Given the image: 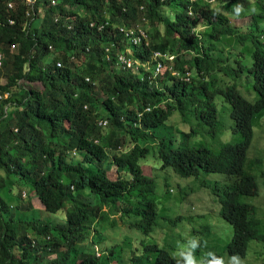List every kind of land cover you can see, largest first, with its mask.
I'll use <instances>...</instances> for the list:
<instances>
[{
  "label": "trees",
  "instance_id": "trees-1",
  "mask_svg": "<svg viewBox=\"0 0 264 264\" xmlns=\"http://www.w3.org/2000/svg\"><path fill=\"white\" fill-rule=\"evenodd\" d=\"M231 16L250 19L245 32ZM138 24L147 44L119 30ZM263 42L264 0H0V264H186L176 255L182 244L195 239L207 249L220 220L207 210L196 227L193 208H177L174 191L159 186V171L224 176L229 184L204 187L234 227L226 251L264 253V245L251 248L259 237L264 244V230L248 223L257 208L243 201L259 196V178L264 184V164L248 160L255 128L264 126ZM250 45L257 51L249 56ZM155 52L176 60L153 79L165 60ZM186 70L188 82L179 78ZM35 83L41 89L29 86ZM219 98L231 107L240 140L216 152L196 148L192 136L220 131ZM175 114V125L187 128L174 132L193 148L166 141ZM21 185L43 210H64V219L16 218L15 210H35L22 201ZM116 215L125 229L110 245L103 222Z\"/></svg>",
  "mask_w": 264,
  "mask_h": 264
},
{
  "label": "rangeland",
  "instance_id": "rangeland-1",
  "mask_svg": "<svg viewBox=\"0 0 264 264\" xmlns=\"http://www.w3.org/2000/svg\"><path fill=\"white\" fill-rule=\"evenodd\" d=\"M233 26H237L241 29L242 32H245L248 28V25H250V19L247 17L237 18L231 16L229 21ZM189 54L186 55V57ZM5 80H1V84H5ZM31 88L35 89H41V85L35 83L29 85ZM242 91L245 92L244 88L242 87ZM249 91H246V94ZM243 95V94H242ZM102 96V95H101ZM245 98H247L249 101H255L256 95L250 94V98L247 97V95H243ZM217 106L219 109L220 117L219 120L221 124L219 125L220 129V137L215 138L211 133L203 134L199 137H193L191 141L193 142V145L196 146V148H206L213 152L218 151L223 146L227 144H234L237 143L240 140V137L237 133L233 131V122L230 119L231 114V107L223 102L222 98H219L217 101ZM177 114H175L168 122L167 125H169V128L167 129V132H165V138L166 141L174 148H184V147H190L193 148L189 143L188 140L181 136L177 135L173 129H176L179 127L180 130H185L187 128L186 125H175L174 123V117H176ZM264 128V126H259L257 128V136H256V128L254 133V139L252 142V145L248 151V157L251 160V163H255L256 160L262 161L264 164V132H260V130ZM209 131V129H208ZM254 144V145H253ZM145 164V163H144ZM143 164V165H144ZM83 165L88 166V164L83 163ZM112 175L115 174V167H112ZM147 174H150L151 176L155 175L156 173L152 171L151 168L144 167V171ZM254 174H256V171H253ZM257 175V174H256ZM4 177V173L1 175ZM158 184L159 186H168L174 191V199L178 202L177 208H193V210L197 213H194V221L196 223V227H198L199 223L204 221L203 216L207 213V210H210L213 214L217 213L218 219L220 222L218 224H215L217 226L216 231L213 234L214 241L213 243L207 247V249L204 247L202 250H194L195 252L191 253L194 264H206L208 259L213 255H219L222 258H226V254L224 252L225 244L229 243V241L232 238V227L230 224L226 223L219 215V205L215 201V195L211 194L209 196V193L211 191L204 187L205 184H211L215 181H220L222 185L225 183L229 184L230 182L222 175L217 174H211L209 176H206L205 174H201L199 178H190V179H184L176 175H170L167 176L164 172L159 171L158 172ZM189 185V186H188ZM258 186L260 188L259 196L257 199L255 198H249V199H243V201L251 204H255L257 207V213L258 218L264 223V184H262V180L258 179ZM21 192L27 191V197H21L22 201L25 203H31V206L35 208V210L28 208L26 210H15L14 216L17 218H25L27 220H34L36 222H42V221H61L64 219V210H59L56 213H50L45 210H43V207L41 205V202L38 199V202H35V206L30 201L31 198H37L34 191H30V187H25L24 185L20 186ZM185 189V190H184ZM198 192L201 191L202 193H206L207 198H203V194L199 192L198 196L192 194V192ZM187 195V196H186ZM186 197V202H183V198ZM157 200V204H158ZM176 208V207H174ZM199 208H202L199 210ZM170 215L169 212L164 213V217L168 219V216ZM116 222L118 225L113 227H109L111 221ZM105 228V237L107 240V243L110 245H113L115 242L119 243L120 240L123 238L122 232H124L125 227L119 220V216L116 215L114 217H107L106 222L104 223ZM204 226V225H203ZM203 226L199 227V229H202ZM230 238V239H229ZM123 244V243H122ZM263 246V243H251V248H254L253 246ZM182 246H186V244H182ZM256 254L260 253L261 257L264 258V253L256 250ZM125 257L129 256V250L127 247H124L123 251ZM252 257V260H254V253L253 251L249 253ZM248 254V255H249ZM177 256L181 258H186V254L178 253ZM53 257V256H49ZM260 260L257 263L253 264H260ZM233 263H237V260H233Z\"/></svg>",
  "mask_w": 264,
  "mask_h": 264
},
{
  "label": "clouds",
  "instance_id": "clouds-1",
  "mask_svg": "<svg viewBox=\"0 0 264 264\" xmlns=\"http://www.w3.org/2000/svg\"><path fill=\"white\" fill-rule=\"evenodd\" d=\"M195 1V0H194ZM215 0H211V2H214ZM191 14V13H190ZM122 27H125V26H120V28H122ZM120 28H119V30H120ZM128 29H131V28H141L142 30H144L145 31V33H146V35H147V37L146 38H144L142 41H141V43L144 41L146 44L148 43V41H149V34H148V32H147V28L145 27L144 28V26L142 25V24H138V25H136L135 27L133 26V27H127ZM248 33V32H247ZM196 35L198 36V32L196 33ZM140 43V44H141ZM240 50H242V47L241 46H239L238 48H237V51H240ZM252 51H257V49L253 46V45H250L249 46V48L247 49V52H248V55L250 56V53L252 52ZM258 52H259V64H262L263 62H264V42H263V44H262V47L259 45L258 46ZM131 54V53H130ZM187 54H189L187 57H185V59H189L190 58V53H186L185 55H187ZM132 55V54H131ZM153 56H154V58H158V57H160V58H163V59H165L164 61H162L161 63H160V67L158 66V67H156L155 69H154V72H153V75H152V77L151 78H153V79H155V78H157L160 74H161V72H162V66H166L167 64H168V62H174L175 60H176V58H175V55H166V54H163L162 52H155L154 54H153ZM173 57V59H171ZM134 61V60H133ZM135 62H138V61H135ZM249 63L250 64H252L253 62H252V60L250 59V57H249ZM157 68H160V72H157ZM172 75H177V72L176 71H174V70H172L171 69V72H170ZM180 77H184V81L185 82H188L189 81V79H190V71H185L182 75H179V78ZM150 78V77H149ZM240 92H241V94H243V95H246V91L245 92H243L242 91V87L240 86ZM244 90H246V89H244ZM146 111H149V108H147L146 109ZM105 122L104 121H101L100 123H99V125H102V124H104ZM234 129V128H233ZM234 131V130H233ZM209 131H208V129H202L201 130V134H199V135H197V136H192V138L193 137H199V136H201V135H203V134H206V133H208ZM220 132L221 131H217L216 129H215V131L214 130H210V132L209 133H211L215 138H219L220 137ZM256 136H257V127H256ZM254 139V138H253ZM253 142V141H252ZM228 145V144H227ZM254 145V144H253ZM226 146V145H225ZM224 147V146H223ZM222 147V148H223ZM221 148V149H222ZM203 149H206V148H203ZM221 149H219V150H221ZM207 150H209V149H207ZM218 150V151H219ZM211 151V150H210ZM213 152V151H212ZM248 160H249V157H248ZM251 160H249V162H250ZM260 191V190H259ZM35 193V192H34ZM36 195V194H35ZM22 196L23 197H27V191L25 190V191H23L22 192ZM37 197V196H36ZM257 199V198H256ZM37 200H38V198H37ZM255 205V204H254ZM256 207V206H255ZM257 208V207H256ZM197 213V212H196ZM255 215H256V218H254L255 219V222H253V221H250V220H248V223H249V225L251 226V227H253V228H255V229H257L258 231L259 230H261V231H263L264 230V223L258 218V213H257V211H256V213H255ZM229 224V223H228ZM231 227H232V238H231V240L229 241V243H227V244H225V248H224V252H225V254H226V258H222V257H220L219 255H213V256H211L209 259H208V261H207V263L206 264H253V263H257L259 260L261 261L260 262V264H264V258L263 257H261V255H260V253H257L256 254V252L255 251H253V253H254V260H252V257L250 256V254L249 253H251L252 251H250L248 254L249 255H246V256H244V257H241V256H239V255H236V254H229L227 251H226V249H227V247L232 243V242H234L235 241V239H236V235H235V231H234V227L231 225ZM213 234H215V233H213ZM255 238L257 239L258 237L257 236H255ZM230 239V238H229ZM213 241H214V237H213V235L209 238V242H211V243H213ZM261 241V242H260ZM253 243H263V241L262 240H260V237L257 239V240H254V241H252ZM251 242V243H252ZM177 243H180V241H178ZM184 244H186V246H181L180 247V253H182V254H186V255H188V256H186V258H185V260H186V264H194V259H193V257H192V255H191V253H193V252H195L194 250H202V248H204V245H202L201 244V242L199 241V240H195V239H193L192 241H187L186 243H184ZM254 248H256L257 246L256 245H254L253 246ZM94 251H95V253H96V255L99 257L100 255H101V253H100V251H99V249H97V247L96 246H94ZM230 255L231 256H234L232 259H230ZM239 257V258H238ZM184 259V258H183ZM237 260V263H233V260Z\"/></svg>",
  "mask_w": 264,
  "mask_h": 264
},
{
  "label": "built area",
  "instance_id": "built-area-1",
  "mask_svg": "<svg viewBox=\"0 0 264 264\" xmlns=\"http://www.w3.org/2000/svg\"><path fill=\"white\" fill-rule=\"evenodd\" d=\"M33 1L34 0H27V4L33 3ZM51 4L54 5V1H51ZM9 6L12 7V4H9ZM120 31L123 32V34H126L127 37H131L135 43L140 42L147 37L145 31L141 28L128 29L127 27H122L120 28ZM171 59H173V57ZM2 60L3 55L0 54V66H2ZM122 61L127 63L128 68H131L133 66V61L131 60H126L124 57H122ZM157 72H160V68H157Z\"/></svg>",
  "mask_w": 264,
  "mask_h": 264
},
{
  "label": "crops",
  "instance_id": "crops-1",
  "mask_svg": "<svg viewBox=\"0 0 264 264\" xmlns=\"http://www.w3.org/2000/svg\"><path fill=\"white\" fill-rule=\"evenodd\" d=\"M30 201L33 203L34 206H35V202H38L37 198H31Z\"/></svg>",
  "mask_w": 264,
  "mask_h": 264
}]
</instances>
